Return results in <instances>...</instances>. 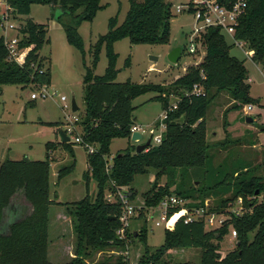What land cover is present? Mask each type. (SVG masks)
Segmentation results:
<instances>
[{"label":"trees","instance_id":"trees-1","mask_svg":"<svg viewBox=\"0 0 264 264\" xmlns=\"http://www.w3.org/2000/svg\"><path fill=\"white\" fill-rule=\"evenodd\" d=\"M13 12L20 16L29 14L31 5H49L60 12L55 16L61 24L68 44L84 56L83 39L76 25L90 21L103 5L101 0H7ZM229 6L233 0H220ZM246 7L235 26L234 38L242 40L252 50L251 59L264 66V0H246ZM173 0H129L124 19L119 23L110 18L106 33L99 35L91 50V62L83 74L84 111L81 118V136L85 142L97 146L94 153H87V169L82 176L86 194L73 201L61 202L51 198L50 164L53 161L48 152L43 160L22 156L0 162V222L6 208L21 192L28 211L19 219L8 223V230L0 231V264H109L86 259L92 251L108 247H122L125 239L116 236L120 223L118 201H108L106 194L114 192L116 186L129 187V197L136 195L131 187L134 177L155 170V178L165 176L162 186L143 193L144 208L138 218H143L147 207L157 205L164 197L175 194L183 198H199L201 201L214 194L217 204L214 211L225 212L228 203L241 197L247 211L241 216H232L222 226L208 229L201 220L184 223L177 217L170 227H165L164 238L159 247L151 249L147 244L148 229L142 225L136 235L142 243V253L135 264H170L164 256L172 249L201 248L197 264H264V183L252 173L247 165H239L226 173L232 181L221 179L215 183L219 188L212 191L201 179L183 180L185 171L202 170V174L212 169L213 156L208 154L206 141V114L209 102L216 92L227 91L233 100L230 109L246 104H257L258 99L250 95L249 74L244 59L232 55V44L228 43L218 27H207L201 33L200 44L204 54L198 63L184 68L171 86L159 83H138L131 80L116 81L117 53L114 43L128 38L132 44L164 43L169 37V19ZM82 8L80 13H77ZM191 10V9H190ZM46 25L26 18L20 28V63L9 59L8 50L0 35V85L47 84L48 70L42 67L39 50L48 41ZM105 48L107 65L102 75L94 69L99 53ZM127 59L125 64L129 65ZM197 84L203 93H192ZM155 92L153 97L162 104L169 105V95H178L177 107L168 112L166 129L161 142L142 152L135 151V145H128L112 157L109 173L105 170L110 156V143L114 138L130 141V127L133 121L132 100L137 96ZM58 125V123H50ZM264 130V125H262ZM64 132V131H63ZM71 141L61 145L72 157L56 174V183L75 167ZM52 149L53 143H46ZM222 166V165H219ZM176 169H181L180 173ZM179 176V181L177 177ZM205 178V177H204ZM95 183L94 195H90V181ZM171 189V187H173ZM152 188V187H151ZM262 197L261 201L259 198ZM64 206L73 219L76 238L74 256L64 263H53L48 259L49 208ZM177 209L169 212L173 214ZM115 217V218H112ZM1 225V223H0ZM236 230V246L221 256L219 243L229 227ZM1 230V229H0ZM254 231L252 239L249 233ZM134 233H128L132 237ZM119 256L115 264H126Z\"/></svg>","mask_w":264,"mask_h":264},{"label":"rangeland","instance_id":"rangeland-1","mask_svg":"<svg viewBox=\"0 0 264 264\" xmlns=\"http://www.w3.org/2000/svg\"><path fill=\"white\" fill-rule=\"evenodd\" d=\"M189 1L173 0L174 4L170 8L172 17L169 19V37L166 42L132 44L128 38H123L114 43V50L117 53L116 68L118 70L116 81L131 80L138 83L151 82L159 83L165 87L171 86L173 81L184 73V68L187 65L197 63L201 59L204 54V47H199L200 44H198V50L195 53H189L187 50L193 28L201 24L200 22L195 23L194 13L188 9ZM3 2L0 0V18L4 14L6 15L5 20L14 23L17 27L15 29L18 30V39L21 37L20 28L26 18L46 25L48 41L42 45L39 55L42 58L43 69L48 70L50 74L48 91L49 93L56 92L57 96L32 100L30 94L34 92L35 86L31 84L0 85V162L7 158L17 159L22 156L43 160L48 152L49 156L53 157L54 162V165L50 164L51 198L61 202L77 200L86 194L82 174L87 168V153L84 146L71 144L76 153L74 156L75 167L56 183L58 169L69 164L72 159L69 152L61 145L59 129L72 125L75 127V135H81L80 122L84 111L83 74L91 62L93 44L99 35L106 33L110 18L116 17L118 22L124 19L129 7V0H101L100 4L103 7L96 12L92 20H84L76 25L83 39V57L77 49L66 41L64 30L55 18L60 9H53L49 5L33 4L28 15L20 16L15 14L13 9H6ZM177 5H182L184 9L178 12L176 10ZM81 11L82 8L77 13ZM0 22L2 23L1 19ZM1 27L5 28L4 24ZM1 27L0 33H2ZM7 33L8 37H13L17 31L13 28ZM201 33L203 30L199 34L197 33L195 40L201 39ZM222 33L226 41L232 44L231 54L244 59L250 78V95L258 99L259 102L257 104L252 103L251 110L245 113L244 107L246 105L237 109H230L233 100L227 91L216 92L211 98L206 114V141L208 154L213 156V168L209 169L207 175L202 174V170H197L196 173L193 169H188L183 174V180L189 182L199 178L207 186H210L212 191L221 186V184L215 186L219 180L232 181L233 178L226 177V173L239 165L249 166L252 173L264 183V130H262V125H264V66L256 64L245 55L244 49L246 50L247 46L238 47L226 32ZM174 47L181 48V57L176 64L171 63L168 59V53ZM17 53L19 54L20 50H17ZM127 59L129 65L125 64ZM106 65L105 48L102 47L94 73L102 75ZM72 94L78 105L76 111L71 110ZM59 95H65L67 101H60ZM155 95V92H147L132 100L133 115L134 117L137 116V119L134 120L136 124L150 126L152 123L158 122L163 109L161 102L153 99ZM178 99H180L178 95L170 94L169 104L177 103ZM156 115H158L156 119L147 123ZM247 116L252 118L251 122L246 121ZM54 122L58 125L50 124ZM66 136L73 137L71 135ZM48 142L53 143L52 149L49 151L45 146ZM128 143L138 144V142L128 141L125 138L112 139L109 157H113L118 149H124ZM181 171L183 170L176 169L177 173ZM165 180V176L156 179L155 170H150L147 174L136 175L131 183V187L136 190V195L130 197V201L143 207V193L149 189H155L158 185L162 186ZM176 180L179 181V176ZM173 188L174 186L171 187V189ZM123 189L129 195V187L123 186ZM95 190L96 186L92 180L90 181V195H94ZM186 200L187 207L199 209L198 211L201 208H207L209 212H214L212 208L217 204V198L214 194L207 195L203 201L199 198H186ZM154 208V206H150L146 209L147 214L149 212L153 215L157 214L152 220L148 219V216H145V219L138 217L132 219L129 230L136 233L129 237L132 239L131 242H126L122 247H108L92 251L86 259L93 263L108 261L109 264H115L117 258L125 253V248L127 249L126 253H128L127 261H137L142 253L143 245L136 235L142 225L148 229L147 244L150 248L159 247L163 241L166 226L154 224L155 219L159 216L158 211ZM27 211L28 205L22 193L17 192L15 199L2 215L0 231L7 232L8 223L19 219ZM253 235L254 231L249 233V239H252ZM48 239V259L51 262L64 263L74 256L76 238L73 231V219L64 206L52 205L49 208ZM235 246L236 238L232 236V227L230 226L219 243L218 251L221 256H224ZM164 257L169 259L170 264H197L200 261L201 248L172 249Z\"/></svg>","mask_w":264,"mask_h":264},{"label":"built area","instance_id":"built-area-1","mask_svg":"<svg viewBox=\"0 0 264 264\" xmlns=\"http://www.w3.org/2000/svg\"><path fill=\"white\" fill-rule=\"evenodd\" d=\"M2 1H4L3 4L6 6V9H12L9 6L7 0ZM246 2V0H233L229 6H226L220 0H190L188 3V9H191L194 13L195 23L200 22L201 24L200 26H195L193 28L192 35L189 40V45L187 46L188 52L195 53L196 50H198L197 46L198 44H200V41L195 40V38H197L196 36L202 30L204 31L207 27H218L221 32H226L232 38L233 43L238 47L242 48L243 46H247L244 41L234 38L235 26L237 25L238 19L246 7ZM183 9L184 8L182 7V5L176 6V10L178 12L182 11ZM5 17L6 15L2 14L0 18L2 20V23L0 22V27L2 26V24H4L5 26V28L1 27L2 33H0V35L3 37L4 44L8 50L9 59L20 63V53H17V50H20L17 47L19 41V39L17 38L18 30L15 29L17 27L14 25V23L5 20ZM13 28L17 31L16 35L13 37H8V30L12 31ZM199 47H201V44ZM244 53L251 58L252 50L246 48V50L244 49ZM48 88L49 86L47 84L35 86L34 92L30 94V99L35 100L37 98L57 96L56 92L49 93ZM191 92L195 94L203 93L202 89L197 84L193 85ZM59 100L63 102L67 101V97L65 95H59ZM176 107L177 103L169 104L167 108L163 109V111L160 113L158 122L155 124L152 123L150 126L136 124L134 122L130 127V133L132 134L133 132H137L140 135V138L135 140V142L143 143L150 138L148 147L159 144L166 129L165 120L168 117V112L173 111L174 109H176ZM251 108V104H246V106L244 107L245 113L249 112ZM62 129L65 135L73 136L69 137V141L74 144L84 146L86 153L91 154L97 150L96 145L85 142L81 135H75L76 132L74 126L68 125L66 127H63ZM106 160L105 170L107 173H109L112 166V157H107ZM122 187L123 186H116L114 192H108L106 194V199L108 201L116 200L120 205V214L118 217L120 226L116 230V236L119 239L126 238V242H131L132 239H130L129 237L127 238L128 233H136L129 230L132 219L137 217L140 209L144 208L145 206L143 205V207H141L132 203V201H130L129 195L126 194L125 189L122 190ZM261 199L262 197L259 198V201H261ZM186 203V198L180 197L175 194H170L169 196L164 197L156 206H154V209L158 211L157 213L159 215L158 218L155 219L154 224L156 226L164 224L166 227H170L177 217L182 216L184 223L201 220L206 224L208 229L211 228L212 230L222 226L223 223L230 217L241 216L245 211H247V208L243 205V200L241 197H237L234 202L228 203L225 212H209L207 208H201L200 211H198L199 209L187 207ZM174 209H177V211L173 214H170L169 212ZM145 216H148V219L152 220L157 216V214L153 215L150 212L147 214L145 210L143 219H145ZM232 236L234 238L236 237V230L234 228H232ZM124 250L126 253L127 249L124 248ZM125 253H123L121 256L122 261H124L126 264H135L134 262H137L127 261L128 253Z\"/></svg>","mask_w":264,"mask_h":264},{"label":"water","instance_id":"water-1","mask_svg":"<svg viewBox=\"0 0 264 264\" xmlns=\"http://www.w3.org/2000/svg\"><path fill=\"white\" fill-rule=\"evenodd\" d=\"M180 57H181V48H180V47H174V48H173L172 50H170L169 53H168V59H169V61H170L171 63H173V64H176V63L179 61ZM152 59H155V58H152ZM70 104H71V110H72V111H76L77 108H78V105H77V103H76V100H75V97H74L73 94L71 95ZM135 119H136V117H133V121H134ZM246 121H247V122H251V121H252V118L249 117V116H247V117H246ZM59 136H60V138H61V142H68V141H69V137H67V136L65 135V133H64L63 130H62V128L59 129ZM139 138H140V135H139V133H137V132H133V133L131 134V136H130V140H132V141H135V140H137V139H139ZM149 141H150V138H149L148 140H146L145 142H143V143H138L137 145H135V151H136L137 153H139V152H142V151H144L145 149H147L148 146H149ZM29 159H32V158L29 157ZM152 186L155 187L154 184H152ZM112 218H115V217H112Z\"/></svg>","mask_w":264,"mask_h":264},{"label":"crops","instance_id":"crops-1","mask_svg":"<svg viewBox=\"0 0 264 264\" xmlns=\"http://www.w3.org/2000/svg\"><path fill=\"white\" fill-rule=\"evenodd\" d=\"M120 23V22H119ZM249 81H250V78H249ZM159 115V114H158ZM158 115H156V116H154L149 122H147V123H151L154 119H156L157 117H158ZM136 119H137V116H136ZM143 123V122H142ZM125 139H127V138H125ZM253 145H254V143H253ZM121 149V148H120ZM120 149H118V150H120ZM117 150V151H118ZM73 152H74V156H76V153H75V151H74V149H73ZM52 159H53V157H52ZM53 163V164H52ZM51 165H54V162L52 161L51 162ZM86 167H88V165H87V159H86ZM87 169V168H86ZM53 263H55V262H53Z\"/></svg>","mask_w":264,"mask_h":264}]
</instances>
